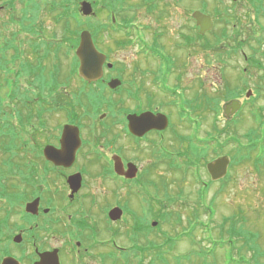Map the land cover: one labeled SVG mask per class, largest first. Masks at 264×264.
<instances>
[{
  "label": "flooded vegetation",
  "instance_id": "flooded-vegetation-1",
  "mask_svg": "<svg viewBox=\"0 0 264 264\" xmlns=\"http://www.w3.org/2000/svg\"><path fill=\"white\" fill-rule=\"evenodd\" d=\"M75 1L0 0V18H2L0 25L37 26L45 21L44 18L50 17V12L55 13L51 14L54 19L64 23L65 21L62 19L64 11L71 12ZM207 1L115 0L113 4L105 3L106 6L113 5L115 9L119 6L123 8L125 4L129 5L128 11L132 19L129 24L130 35L128 36L132 37L130 42L142 43L144 46L142 51L150 63L148 74L150 83H153L152 87L158 86L159 89L172 92L173 95L183 93L181 90L178 93L176 89L167 88L159 80L162 79L165 84L170 82L172 76L178 79L181 77L182 80L186 57L193 55L196 58L200 51L207 54L206 48L208 47L205 42L224 43L226 50L219 52L230 56L241 55L247 61L246 49L249 47L251 39L250 24L236 18L232 11H253L255 19L259 20L260 16H264V0H228L226 5L222 0H216L217 2L210 9V3L207 4ZM17 4L19 12L16 10ZM223 10L230 17L223 18ZM197 12L211 16L213 25L209 30L202 32V27L195 15ZM117 16H121V13L113 12L111 21L113 24L100 22L99 26L101 28L102 26L105 28H117L118 26L126 28V25L119 21ZM218 23L220 24L219 29ZM258 23L259 28H264L260 20ZM230 25L232 26L231 30L228 29ZM208 34H212V37L209 38ZM133 37L135 38L133 39ZM201 41L204 43L202 44ZM71 47V42H69V49L59 52L61 58L72 57ZM98 48L107 55L104 65L105 74L99 83L91 86H105L111 78L120 76L116 72L115 64L113 67L107 66V62H112L111 48H102L101 45ZM138 52L137 54H139ZM150 54L151 56H149ZM54 55L56 52L45 57L43 65H40V62L36 65L35 74L37 75L34 78V84L31 82L19 83L20 86L26 87L30 91L29 95L32 98H29L28 102L32 104V107L26 108L22 115L4 117L7 129L0 135L3 140L0 144V264L5 258L12 259L11 261H14L15 264H55V257H58L59 264H105L107 254L112 253V251L105 253L106 220L109 229H115L112 230L114 234L119 235V230L123 229L124 235L132 242V245L126 247L117 244V256L111 257L113 264L118 261L119 254L123 256L125 264L129 262L145 264L143 263L144 258H137V251L141 247H145V256L149 258L146 264H154L152 234L155 224L152 199L155 197L143 205V210L140 206L130 208L127 204H121L118 201L120 204L117 205L123 210V216L121 219L113 221L109 218L108 211L117 205L108 208L112 204H104L105 198L101 196L102 200L97 194V187L92 194L86 195L88 192L87 173L84 168L86 166L80 165L79 160L84 145L89 141L85 133L87 130L85 124L92 119H89L90 116L84 108L80 112L75 111L73 103L76 95L73 90H70L71 81L68 71L66 70V78L60 77L61 73L65 71L61 67L65 61L63 59L58 61L53 57ZM50 59H55V61L52 62ZM178 61H183V63L178 66ZM161 63L165 64L167 70L159 68ZM178 67H180V72L173 75L174 69ZM243 69L247 71L248 68ZM12 71L11 69L10 72ZM109 73L114 76L111 75L107 78ZM119 79L122 80V85L125 87L126 81L121 77ZM177 85L179 84L177 83ZM80 86L82 85L80 84ZM149 86L146 88L142 78L139 80L137 72L134 70L130 95L136 100V105L130 111L137 115L145 111H160L167 114L163 109L161 110L164 108L160 106L162 102H154L155 98ZM86 89L88 88L86 87ZM123 90L124 88L116 92L119 94ZM166 93L163 92L165 95ZM199 100L200 98L193 99L192 97L189 104H197ZM38 103H41L43 107L33 106ZM163 105L165 106V103ZM190 108H184V111ZM57 110L64 111L66 115L58 123L53 124L51 121L54 116L50 114ZM179 116H181V123H184L185 116L181 114ZM191 118L199 123L201 116L196 113ZM100 120L105 121V124L102 123L100 126L106 127L107 134L102 138L104 142L98 143L101 144L100 148L108 149L111 152L113 164L107 167L102 163L99 170L96 169V176L99 178L106 179V176H109L113 180L119 179V182L125 184L134 183L136 187L148 185L158 189L161 185L165 194L156 197L170 200L169 177L164 170H160L161 172L157 174L154 172L159 168L167 171L172 169V172L180 171L182 177L176 178L180 181L183 177L190 176V174L185 176V172L193 173L195 170H199V167L203 168L204 162L206 165L210 160L208 151L202 153L199 133L192 130L188 134H179L172 118L169 119L167 129L163 131L151 130L142 137L129 134L127 114L124 116L117 114L111 117L109 122V116L101 115ZM65 124L79 127L81 136V145L76 152L74 162L69 166L57 165L48 160L45 155L47 146L61 148V134ZM195 127L198 131L201 129L198 124ZM170 130L173 134L171 138L173 145H169V137L166 136ZM211 134L216 135L214 131H211ZM122 137L128 138L132 148L138 153L150 154V162L145 169L139 166L135 157L129 161L122 158L119 152L125 150L124 144L121 142ZM175 144L177 145L174 146ZM9 155L18 156V162L12 174L7 168ZM118 155L123 160L125 171H127L129 162L137 166L136 175L132 179L114 170V157ZM174 155L185 157V164L182 162L181 165ZM92 157H96L97 161L101 158L96 154H93ZM73 175L81 177V185L76 191L69 183V178ZM89 188L92 190L91 186ZM29 203H33L30 210L27 209ZM127 211L131 213L128 214ZM144 240L146 241L145 245H142L141 242Z\"/></svg>",
  "mask_w": 264,
  "mask_h": 264
},
{
  "label": "rangeland",
  "instance_id": "rangeland-1",
  "mask_svg": "<svg viewBox=\"0 0 264 264\" xmlns=\"http://www.w3.org/2000/svg\"><path fill=\"white\" fill-rule=\"evenodd\" d=\"M222 1L224 5L228 3V0ZM216 2V0H208L207 4L210 3L209 9L212 8ZM18 6L19 5L17 4L16 10L19 12ZM74 6H76V1L74 2ZM95 7L97 12L96 17H84L80 14L79 8H75L78 13L75 14L78 15L80 26H77L76 24L78 21H74L73 30L76 33L74 52L79 42L80 31L83 27L87 28L84 25L89 26L90 29L93 27L96 31L98 29L99 45H101L102 48H111V61L117 68V74H120L119 77L124 79L126 84L124 90L119 92V94L118 92L113 94V92L110 91L101 92L107 99V102L99 106L94 102L90 103V101H85V95L90 93L91 90L80 86V84L83 85V82L77 73H74L73 69L69 76L71 81L70 90H73V93H75L80 103L77 104L75 102V111L80 112V108L83 106L90 116L89 119H92V121L85 124L87 128L85 133L89 138V141L84 145L79 160L80 165L86 166L84 167L87 173L86 184L88 185V192L86 193L85 191L86 195L89 196L92 194L95 187H97V194H99L100 197L103 196V198H105L104 204H112L108 208L121 203L127 204L130 208L140 206L143 210V205H145L147 201H151V199L157 195L161 196L165 194L161 185L158 189L152 188L148 185L136 187L134 186V183L130 184V182H128L125 184L124 182H119V179L115 181L109 176H106V179L104 177L99 178L96 176V169L98 168L99 170V166L102 163L107 167L110 164H113L112 155H110L111 152L108 149L104 150L103 148H100L102 142H104L102 138L107 134L106 127L103 128V126H100L105 122L100 120V116L111 110L108 114L109 122L111 117H114L117 114H119V116H124V113L128 112V109L134 108L136 100L130 95V87L132 75L135 70L138 79L140 80V78H142V82L145 84L146 88L151 84L149 87H151L153 92L155 98L154 102H162V105L160 106L164 108H161V110L163 109L167 112L169 117L173 119V123L179 134H188L193 130L196 133H199L203 140L204 138L207 140L217 139L212 147H210L211 143L205 144L202 148L204 149L203 152L205 153L208 151V158L210 160L219 155L231 159V166H229L228 170L229 175H227L228 178L225 176L226 180L219 183H211L210 176L206 173L205 162L203 168L199 167V170H195L193 173L191 171L188 173L185 172V176L188 174H190V176L183 177L180 181L178 180L182 177L180 171L175 170V172H172V169H168L167 171L166 169L159 168L154 172V174H157L161 172L160 170H164L169 177L168 191L170 193L169 197L171 198L170 200L163 198L159 199L158 197L157 199H152L154 212L162 210V212L167 213L166 217L163 216L160 229L153 231L152 234L153 242L157 245L165 244L164 250L170 252V254L166 252V259L164 261L160 260L161 262H159V264H177L175 260L176 255L177 257L181 255V264H250V261L253 262V250H249L247 247H245L244 251H239L237 249L243 241L236 243L233 251H230L228 245H226L225 249H217L212 246V243L209 245V243L203 239L205 236H209L210 230V235H213L215 238L216 234L214 235V233H216L215 230H217L218 223L222 222L224 216L232 214L245 218L241 224L243 225V229L248 231L246 233L249 234L250 231L256 233L257 239L255 244L259 246V262L264 264V57H261V61L263 62L262 69L258 67L251 68L250 66L251 57L254 53L252 52L253 50L250 49V46L257 47L258 43L256 41L261 43L264 41V28L258 27L259 20L264 27V16H260L258 20V18L255 19V12L253 11L233 10L232 13L236 15V18L241 19L242 22L250 24L251 39L249 47L246 49L248 55L247 61L241 57V55L230 56L229 54L219 52L226 50L224 43L205 42L208 47L206 48L208 51L207 54L200 51L196 58H194L193 55H188L186 57L182 80L181 77L178 79L173 78V76L171 77L170 82H167L166 84L164 81L162 82V79L159 80L160 83L166 85L167 88L176 89L178 93L180 90L183 91V93L180 92V94L173 95L171 92L159 89L158 86L152 87L153 83H150L151 80L149 79L148 74L150 63L148 62L146 54L142 51V48H144L142 43L136 44L130 42L132 37L128 36L130 35L129 32H116L119 31L116 28H105L103 26L101 28L97 25L98 21L99 23H111V16L113 12L116 11L117 13H121L120 18H123L120 19L119 16H117L119 21H122L125 25L130 24L132 18L130 17L129 11H124V9L130 8L129 5L127 6L125 4L123 8L119 6L115 9V7L106 6V4L100 0V3ZM120 11L125 13L123 14V12ZM222 13L221 15H223V18H227V16L230 17L225 10H223ZM51 14L52 12H50V17L44 18L45 21L43 23L38 24L43 27L36 26V31L48 38L56 32L57 37L61 38L62 30L64 31V23L54 19V16H51ZM116 25L118 26V24ZM17 28V25H11L10 30L14 31ZM219 28L220 24L218 23V29ZM228 29L231 30L232 26L230 25ZM0 30H2V26H0ZM20 36L21 39L24 40L22 47L29 51V47L26 45L27 39L24 37L25 35ZM208 37L211 38L212 34H208ZM134 38L135 37H133V39ZM203 43L204 41L202 44ZM147 46L150 47L149 44H147ZM261 47L264 48V45L261 44ZM202 49L205 50L203 47ZM137 52L139 54H137ZM215 52L217 53L216 55ZM149 56H151V54ZM27 57L32 58L29 54ZM74 58L75 54L73 55V60L72 58L63 59V61H65V64H63L65 71L60 75L62 79L66 78V70H70L73 66L77 67L78 63H76ZM70 60L72 61L71 63ZM182 63L183 61H178L177 65L179 66V64ZM159 68L167 70L165 64L162 63ZM243 68H249V70L244 71ZM179 72L180 67L175 68L173 75H176ZM111 75L112 74L109 73L107 78ZM177 83L179 85H177ZM259 83H261L260 86ZM12 87L13 84L8 85V88ZM250 89H252V91ZM163 92H167L168 94L166 93L165 95ZM248 92H252L249 98L246 97ZM183 97L186 98V101L185 99L184 101L187 105L189 102L188 99H191L192 97L193 99L201 98V104L203 105V97L204 101H206L205 105L210 103V106H212V108H204L202 112L201 110H197L201 116V129L199 131L197 127L194 128L197 123L193 125H189L186 122H184L185 124L181 123L182 120L181 116L178 114V108L176 109L173 104L174 101L178 99H180L179 102L181 103ZM236 98L242 103V113L237 116H231L227 119L224 114V106ZM254 98L257 99L253 100ZM164 103L165 106L163 105ZM197 103L198 104L196 105H200L199 101ZM110 104L113 105L112 109L109 106ZM95 105L97 108H95ZM257 113L262 117L256 118L255 116H257ZM50 115L54 116L51 123L56 124L65 117L66 113L62 110H58ZM214 117L216 118L213 119ZM212 127L215 128L212 130ZM208 128H210V130H208ZM220 128L224 130L223 133L221 130V134L218 133L217 130ZM235 129L238 130L239 134L237 140L231 139L236 133L232 132L231 134V132L229 133L228 131H233ZM251 129H256L254 137H248V133L252 131ZM211 131H214L216 135L212 136ZM166 136L169 137V145H173L171 144V138L173 136L172 131H168ZM239 141L242 146L239 145ZM251 141L259 144V147L258 150L252 152L249 155L250 158H248V154L243 150ZM2 142L3 140L0 137V144ZM121 142L124 144L123 148L125 149L124 151H119L122 158L129 161L132 160V157H135L139 166H142L145 169L150 162V154L147 155L146 152L138 153L132 148L131 141L126 137H122ZM204 143L205 142H202L201 144ZM218 144H222L223 149H220ZM166 146L167 145L165 144V148ZM111 149L113 148L111 147ZM93 154L99 155V157H101L100 160L97 161L96 157H92ZM174 157L180 161L178 162L181 165L182 162L185 164V157L177 155H174ZM255 157H261L260 162L256 163ZM182 184L184 185L182 186L183 193L180 195V198H174L173 195L180 191L179 189ZM224 185L226 187H223L220 191L221 187ZM89 186L92 187V190ZM172 199H174V201ZM207 206L213 207V211ZM127 213L130 214L131 212L127 211ZM154 218L157 217L154 216ZM158 219L159 218L156 220ZM158 221L160 222L161 220L159 219ZM192 223L193 225L195 224L196 227L191 233L194 227L192 226ZM113 225V227H115V224ZM109 228L108 221L106 220L104 232V239H106L107 242V244H105L106 254L112 251L114 255L117 251L112 247L111 240L117 239L116 244L125 247L132 245V242H130L128 237L124 235L123 229L119 228L120 234L117 238L113 235L114 231H112L115 229L110 230ZM189 232L191 234H189ZM246 236V238L249 239V236ZM145 242L146 241L144 240L141 243L144 244ZM171 247L172 249H170ZM202 250H206L210 254L214 253L213 255H209L208 258H204L200 256ZM152 254L155 258H158L156 257L157 252H155V250H152ZM143 258V263L146 264L149 258L148 256H144ZM105 264H113L111 257L106 256ZM116 264H125L124 258L120 254ZM128 264L134 263L129 262Z\"/></svg>",
  "mask_w": 264,
  "mask_h": 264
},
{
  "label": "trees",
  "instance_id": "trees-1",
  "mask_svg": "<svg viewBox=\"0 0 264 264\" xmlns=\"http://www.w3.org/2000/svg\"><path fill=\"white\" fill-rule=\"evenodd\" d=\"M114 1L115 0H109V3L113 4ZM98 3H100V0H94L95 6H97ZM75 13H77L76 10H73L69 14L70 16H68L67 18L71 17V18H73V21H76V22L78 21L76 24H77V26H80L79 20H78V15H77L78 13L77 14H75ZM84 26H86L87 28L90 29L89 26H87V25H84ZM91 28L92 29H90V30L92 31L93 36L95 37L96 40H98V36H99L98 35V29L96 31L93 27H91ZM22 30H26L27 32H33V34L37 33L36 30H34L30 27H27V26H23L21 29L13 32L12 33L13 37L7 36L6 35L7 32H5V31H4V33L2 31H0V121L2 119H4L5 116L22 115L25 113L24 110L26 108L32 107V105L26 100V95L19 92V90H18L19 87L17 84L13 87V88H16V90L13 89L15 91V93L11 92L9 95L10 100L5 101V97L3 96L9 92V91L4 90L5 84L1 80L2 74L4 73V71H7V68H8L7 53L11 50L12 51L15 50L14 52H17L18 54H15V56L13 57L14 59L15 58H16V60H18L17 58L25 59L24 57H22L23 55L20 54L21 49H18L17 44H16V40H17V38L20 35ZM62 34H63V38L59 42L48 41L45 39H41V37H39L37 40L31 42L33 53H39V55H40V53H42V52H51L53 50L58 52L59 50L62 49V45L64 47L63 49L65 50L66 49L65 43L67 45V43L69 44V42H71V45H72L71 48L74 51V47H75L74 43L76 45V38H75L76 33L74 32L73 27L65 25L64 31L62 32ZM62 41L64 44L62 43ZM256 42L258 43L257 47L251 46V49L253 50L252 52H254V53L252 54V57H251L250 66H251V68L252 67H255V68L258 67V68L262 69L263 68V62L261 61V57L262 58L264 57V49L261 47V44L263 45L264 42H262V43L259 41H256ZM12 48H15V49L13 50ZM68 49H69V46H68ZM258 57H260V58H258ZM39 58L43 59L44 55H41V57H39ZM74 59H75L76 63H78V59L76 56ZM77 67H78V64H77ZM77 67L73 66L74 73L75 72L77 73ZM35 68H36L35 64L30 65V63H28V62L23 63L22 68L19 69L17 81H20V79H24L26 81L32 80L33 77L34 76L36 77V75H37V74H35L36 73ZM20 77H24V78H20ZM260 85H261V83H259V86ZM100 92H101V90H100ZM98 98H99V100H98ZM255 99H257V98H254L253 100H255ZM87 101L88 102L90 101V103L94 102L100 106V105L106 103L107 99L101 93L100 96H97V97H94V95H89L87 98ZM202 101H203V105L200 104L201 112L204 108H212V106H210V103L205 105L206 101H204L203 97H202ZM109 106L111 109L113 108L112 104H110ZM95 108H97L96 105H95ZM110 108H109V110H110ZM242 110H243V108L235 116L240 115L242 113ZM110 111H108V112H110ZM256 115H257V116H255L256 118L262 117L261 115H259V113H257ZM217 130H218V133L221 134L222 129L220 128ZM223 131L224 130H222V133H223ZM228 131H229V133L231 132V134H232V132L236 133L231 139L237 140V137L239 135L238 130L235 129L233 131H231V130H228ZM255 131H256V129H253L252 131H250L248 133V137H254ZM231 134H230V136H231ZM239 145L242 146L240 141H239ZM218 146L220 147V149H223L222 144H218ZM258 147H259V144L251 141L245 146V149L243 151L246 152V154H248V158H250L249 155L252 152H256L258 150ZM220 152H222V151H220ZM10 157L12 159L11 158L9 159L7 168L10 172H13L14 171V165L13 164L15 162L13 159L14 156H10ZM260 160H261V157L260 158L255 157L256 163L260 162ZM2 168H3V166H2ZM155 217H157V215H155ZM159 219L162 220L163 217H160ZM244 220H245L244 217H239L236 214L224 216L222 222L218 223V225H217V228H216L217 230H215L216 233H214V235L216 234L215 238L213 235H210L211 234L210 233L211 230H210L209 236H205L203 239L205 241H207L209 243V245L212 243V246H214L217 249H225L226 245H228L230 251H233L236 243L243 241V243L239 247H237V249L239 251H244L245 247H247L249 250L254 251V257L252 258L254 261L253 262L250 261V264H263V263L259 262L260 261L259 260V256H260L259 246H257L255 244L256 239H257V235H256V233H253L250 230H249L250 231L249 234L246 233L248 231H245L243 229V225L241 224ZM160 223H159V225H160ZM195 227H196V225H194L193 229ZM193 229H192V231H193ZM244 232L246 233V235L249 236V239L246 238L247 236L245 235ZM161 246H163V244L157 245L156 243H154V250H155V252H157L156 257H159L163 261L166 259L165 252H164L165 246H163V247H161ZM213 253L210 254V253H208V251L202 250L200 252V256L204 257V258H208V256L213 255ZM177 259H178L177 264H180L179 260H181V256H178Z\"/></svg>",
  "mask_w": 264,
  "mask_h": 264
},
{
  "label": "water",
  "instance_id": "water-1",
  "mask_svg": "<svg viewBox=\"0 0 264 264\" xmlns=\"http://www.w3.org/2000/svg\"><path fill=\"white\" fill-rule=\"evenodd\" d=\"M81 10L84 15H91L94 13L93 5L91 2L84 0L81 3ZM198 19V23L202 27V32L210 29L213 25L210 16L205 15L201 12L195 14ZM76 55L79 58L80 74L89 82H94L103 76V66L106 60V55L101 53L95 46L92 34L89 30H83L80 33V43L76 50ZM111 66V65H110ZM121 84V80L114 78L109 82L111 88H116ZM252 92L247 93V97L251 95ZM241 107V102L237 99H233L230 103L225 105L224 113L227 117L231 114L236 113ZM128 126L132 133L138 136L144 135L147 131L152 129L162 130L168 125V118L163 113H154L152 111H145L137 115L135 113H130L127 116ZM81 145L80 131L75 125L66 124L64 126L62 137H61V148H56L54 146H47L45 148L46 157L53 161L57 165H71L76 156V152ZM229 164V158L226 156L216 159L208 164V169L212 174L213 179H219L227 173V167ZM123 162L120 157H115V170L119 174H124L131 178L136 175V166L132 163L128 164V171L125 172ZM69 183L76 191L81 185V177L79 175H73L69 178ZM33 203L27 205V209L30 210ZM122 210L119 207H114L109 212L110 217L113 220H117L122 216ZM156 224V223H155ZM12 260V259H11ZM5 258L3 264H15ZM55 264H59L58 257L54 259Z\"/></svg>",
  "mask_w": 264,
  "mask_h": 264
}]
</instances>
